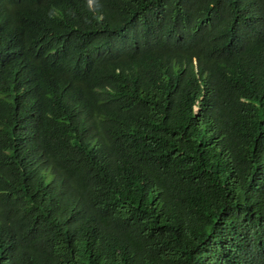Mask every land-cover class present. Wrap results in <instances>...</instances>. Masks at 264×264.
Returning a JSON list of instances; mask_svg holds the SVG:
<instances>
[{
  "label": "trees",
  "instance_id": "1",
  "mask_svg": "<svg viewBox=\"0 0 264 264\" xmlns=\"http://www.w3.org/2000/svg\"><path fill=\"white\" fill-rule=\"evenodd\" d=\"M0 264H264V0H0Z\"/></svg>",
  "mask_w": 264,
  "mask_h": 264
}]
</instances>
